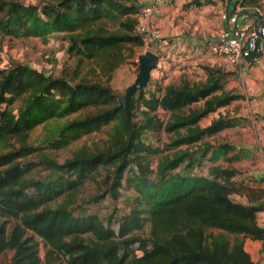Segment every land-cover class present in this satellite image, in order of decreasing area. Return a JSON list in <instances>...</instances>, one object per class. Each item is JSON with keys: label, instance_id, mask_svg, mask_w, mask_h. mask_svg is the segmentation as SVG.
I'll return each mask as SVG.
<instances>
[{"label": "trees", "instance_id": "1", "mask_svg": "<svg viewBox=\"0 0 264 264\" xmlns=\"http://www.w3.org/2000/svg\"><path fill=\"white\" fill-rule=\"evenodd\" d=\"M145 4L0 0V36H59L76 67L60 76L24 63L0 68V258L12 252L6 264H262L244 244L259 240L264 251V188L215 163L219 153L231 162L243 151L228 157L234 146L206 140L238 123L219 112L243 97L225 89L227 73L204 65L203 80L155 81L131 97L128 113L119 104L110 80L145 44L137 16ZM41 125L36 144L31 137ZM93 132L106 137L62 162L53 154ZM162 132L161 145L149 141L148 134ZM89 181L96 192L81 197ZM122 187L134 191L127 212L104 218L87 211L86 204L117 200Z\"/></svg>", "mask_w": 264, "mask_h": 264}, {"label": "crops", "instance_id": "2", "mask_svg": "<svg viewBox=\"0 0 264 264\" xmlns=\"http://www.w3.org/2000/svg\"><path fill=\"white\" fill-rule=\"evenodd\" d=\"M153 1L145 0L148 4L153 3ZM242 1L170 0L157 5L152 18L154 22L162 25L165 32H170L172 35L176 33V44L181 48L196 46V54L201 52L200 56L205 58L206 65L220 67L224 70L227 73L224 80V87L227 91H234L243 95L242 98L232 101L231 104L221 110L222 114L237 118V125L225 128L216 135L206 138V140L214 146L222 144L234 146L235 149L228 152V157H231L233 153L243 151L242 155L245 158L241 157L237 161H226L223 156V166L230 164L241 171V175L238 176L239 179H243L246 184L260 189L264 188V134L262 127L264 42L255 54L256 60L248 59L242 64H232L223 56L212 55L213 53L208 49L217 39L216 35L219 33H226L230 37L234 36L240 27L256 25L261 21L262 16L264 17V14L259 11V6H243ZM185 4H189L187 10H185ZM172 8L177 14L183 15L187 12L185 21L190 18L189 26L192 28V33H183L181 30H171L168 27L173 16ZM179 32L181 33L178 34ZM153 44H157V42L153 40ZM172 48H175V45ZM201 72L203 79H205L204 70L202 69ZM218 115V112L210 114L202 119L201 125H209L212 119ZM203 120L206 123H203ZM248 156L249 158H247ZM232 197L239 202L249 203L248 198L244 195H233ZM258 222L264 226V209L258 213ZM244 247L253 260L264 264V251L261 241L246 238ZM249 247L252 248L249 249Z\"/></svg>", "mask_w": 264, "mask_h": 264}, {"label": "rangeland", "instance_id": "3", "mask_svg": "<svg viewBox=\"0 0 264 264\" xmlns=\"http://www.w3.org/2000/svg\"><path fill=\"white\" fill-rule=\"evenodd\" d=\"M20 1L24 3L36 4L41 3L42 0ZM185 5V10H187L189 8V4H187L186 6ZM172 9L173 10L171 12L173 13V16L170 19V25L168 27L171 30L178 29L179 31L181 30V32L183 31V33H192V28L191 26H189L191 23L190 18L185 21L187 12L182 15L180 13L177 14L174 8ZM259 11L264 14V0H262L261 4L259 5ZM257 13L259 12L257 11ZM153 15L154 13L147 21H144L145 27L149 28L150 30L159 29L162 36L167 37V39H170V43L169 45L160 46L159 41L157 40V44H153V40H155V38L150 37L151 41L144 44V46L140 48H136V55L128 59L122 66H120L114 72L112 79L110 80V84L113 90L118 95L124 94L127 87L134 82L137 73L139 72L138 57L146 51H153L159 56L157 67L152 71V77L147 87H149L155 81L162 82L164 85L170 82H179L182 77H186L192 82L203 80L201 71L203 69V66L206 65L207 62L205 58H202L200 56L201 52L196 54V46H189L188 48L183 49L179 45H177V37L175 36L176 33L172 35L170 34V32H165L162 25H159L153 21ZM174 16L176 17L174 18ZM263 18L264 17L262 16V19ZM181 32H179L178 34H180ZM222 34L226 33H219L218 35H216L217 39L213 42L217 43L219 39L222 38ZM66 44L67 43L59 36H51L47 41H44L40 37L15 38L9 36H0V68L8 67L15 63H24L29 64L30 66L37 68L38 70L53 74L55 76H60L68 71L72 72L76 68L75 59L69 57V55L66 53ZM173 45H175V48H172ZM212 55L215 56L216 54L213 53ZM81 68L84 74L89 71V65L87 64L82 65ZM222 109L223 108H221L219 111L221 112ZM162 115L164 116V118H166V114ZM203 123H206V121L203 120ZM43 131V126L41 125L33 132L31 138L32 140H34V143L39 144L40 140L43 137ZM102 137H106V134L104 132H93L91 134L84 135L81 139L72 143L68 147L54 151L53 154H55L59 162H62L66 158L72 156L74 149L83 146L84 144L91 145L93 140H99ZM147 137L149 141L160 145L167 140V136L163 132L161 134L155 135L148 134ZM40 152H43V150L32 154L31 159L38 160L39 157L37 156ZM234 154L235 153H233L232 156ZM241 157L243 158L244 156L240 155L237 157L238 159L235 160L237 161ZM247 158H249V156ZM215 163L223 165V156L220 153L216 156ZM41 172L42 175H47L48 170H44L41 168ZM203 172L206 173L207 168L204 167ZM95 192V183L93 181H89L84 187V192L81 194V197H90ZM121 194L122 195L117 200H112L109 197H106L105 199H102L99 202L86 204L87 211L98 212L104 218L113 215L116 211L117 213L127 212L131 207L134 191L122 187ZM141 232L144 235H147L149 233V223H145ZM214 232L217 233L218 230H214ZM250 248L252 247H249V249ZM43 252L44 248L43 244L41 243V254H43ZM11 255L12 252L0 258V264H6L9 261Z\"/></svg>", "mask_w": 264, "mask_h": 264}, {"label": "built area", "instance_id": "4", "mask_svg": "<svg viewBox=\"0 0 264 264\" xmlns=\"http://www.w3.org/2000/svg\"><path fill=\"white\" fill-rule=\"evenodd\" d=\"M170 0H154L153 3L143 5L137 16L139 18V31L146 33L144 35L145 44L148 43L150 37L155 38V42L159 41V45H169L170 39L161 35L159 29L145 27L144 21H147L155 11V7L163 2ZM161 39V41H160ZM158 40V41H157ZM264 42V18L256 25H245L240 27L234 36L222 34V38L217 43L210 45L209 50L216 54L225 57L232 64L245 63L250 56L256 54ZM256 57L254 56V61ZM262 127L264 134V113L262 117ZM264 205V198L262 199Z\"/></svg>", "mask_w": 264, "mask_h": 264}, {"label": "water", "instance_id": "5", "mask_svg": "<svg viewBox=\"0 0 264 264\" xmlns=\"http://www.w3.org/2000/svg\"><path fill=\"white\" fill-rule=\"evenodd\" d=\"M158 54L153 51H146L139 55V72L134 82L129 85L124 94L119 95V104L126 113L129 112V103L131 97L139 90L146 88L152 77V71L157 67Z\"/></svg>", "mask_w": 264, "mask_h": 264}]
</instances>
